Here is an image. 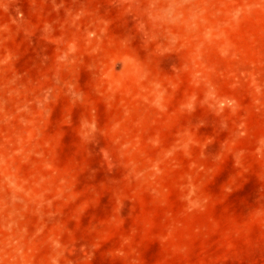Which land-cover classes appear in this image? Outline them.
Segmentation results:
<instances>
[{"label": "rangeland", "instance_id": "obj_1", "mask_svg": "<svg viewBox=\"0 0 264 264\" xmlns=\"http://www.w3.org/2000/svg\"><path fill=\"white\" fill-rule=\"evenodd\" d=\"M0 0V264H264V0Z\"/></svg>", "mask_w": 264, "mask_h": 264}, {"label": "clouds", "instance_id": "obj_2", "mask_svg": "<svg viewBox=\"0 0 264 264\" xmlns=\"http://www.w3.org/2000/svg\"><path fill=\"white\" fill-rule=\"evenodd\" d=\"M146 13L154 22L163 26H175L185 16L182 0H147Z\"/></svg>", "mask_w": 264, "mask_h": 264}]
</instances>
